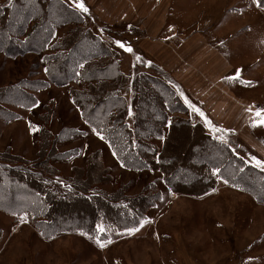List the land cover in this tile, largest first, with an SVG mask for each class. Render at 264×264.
Returning a JSON list of instances; mask_svg holds the SVG:
<instances>
[{
	"label": "trees",
	"instance_id": "16d2710c",
	"mask_svg": "<svg viewBox=\"0 0 264 264\" xmlns=\"http://www.w3.org/2000/svg\"><path fill=\"white\" fill-rule=\"evenodd\" d=\"M259 7L264 9V0ZM67 23L74 25L53 40L56 29ZM48 47L52 51L43 55L47 79L0 85V116L9 113L4 104L15 103L18 94L30 107L36 103L31 90L75 81L78 87L69 88L72 102L122 166L159 171L174 193L203 196L223 180L264 202V171L204 124L184 116L187 107L163 69L149 63L153 73H124L118 51L66 0L0 1V53L15 57ZM125 92H130L129 100ZM54 109L50 100L38 115L41 125L32 160L10 148L0 152V211L24 216L45 237L78 232L103 241L138 228L160 199V190L153 182L135 195L128 194L129 182L117 181L111 191L98 187L113 178L100 149L87 154L84 167L74 165L64 183H56L53 177L60 172L52 160L77 152L60 151L56 144L78 131L62 128L53 133L47 124ZM16 116L9 113V118ZM173 132L178 143L170 142Z\"/></svg>",
	"mask_w": 264,
	"mask_h": 264
},
{
	"label": "rangeland",
	"instance_id": "374dc122",
	"mask_svg": "<svg viewBox=\"0 0 264 264\" xmlns=\"http://www.w3.org/2000/svg\"><path fill=\"white\" fill-rule=\"evenodd\" d=\"M66 1L75 6L76 3L83 4L82 0ZM247 1L251 0L241 1L247 10L242 18L248 24L249 37L256 42L255 51L264 54V9L255 3V11ZM84 7L87 9L85 5ZM82 12L84 23L94 32L102 33L94 25L89 10ZM73 25L67 23L59 26L53 40L66 33ZM51 51L48 47L38 54L30 52L15 57L0 53V85L23 79H47L43 55ZM234 63L236 64L235 61ZM259 66L258 62L256 71L244 69L246 67H240V70L236 66V75L254 80L251 86L236 89L237 95L247 96L250 101L256 100V97L264 100V64ZM184 82L187 83V86L182 84L185 92H190L189 86L195 88L192 86L195 84L194 80L184 79ZM72 86L78 87L75 81H71L63 86L49 83L47 87L31 90L36 103L30 107L23 105L19 94L14 97L15 103H5L10 115L16 113L17 116L9 118V113L5 112L0 116V152L12 146L21 154L28 155L30 148H34L33 139L37 138V131L32 132L30 126L38 128L41 125L38 115L43 105L54 100L55 109L47 124L48 128L53 133L62 128L78 131L68 139L59 141L56 144L58 150L60 144L70 141L72 137L73 140L65 148L79 151L78 157L99 147L105 153L107 163L104 159L103 161L110 168L113 178L101 182L98 187L111 191L117 181L129 182L128 194L135 195L145 185L153 182L160 190V199L148 210L145 220L138 228L116 232L103 241L78 232H63L45 237L29 223L19 224L17 229H12L11 225L17 222V218L0 214V264H264L263 201L223 180H218L217 187L203 196L178 194L167 188L159 171L132 170L122 166L107 142L82 119L69 96V88ZM127 93L131 96L130 92ZM201 115L209 131L228 141L233 151L246 162L264 171V127L261 131L256 129L252 134L259 143L255 142L253 147L242 140H246L248 134L240 139L228 130L214 128L216 123L205 112H201ZM175 132L171 137L172 143H178L179 140L178 133ZM186 135L189 136L190 132ZM257 161L260 162L259 165ZM55 165H62L61 171L68 173L67 162H55ZM61 171L53 177L57 184L64 183L73 173L72 168L70 176ZM101 244L104 246L101 247Z\"/></svg>",
	"mask_w": 264,
	"mask_h": 264
},
{
	"label": "crops",
	"instance_id": "0c3cea01",
	"mask_svg": "<svg viewBox=\"0 0 264 264\" xmlns=\"http://www.w3.org/2000/svg\"><path fill=\"white\" fill-rule=\"evenodd\" d=\"M241 1L244 0H82L94 25L103 34L97 33L118 51L124 73H153L149 63L157 65L169 76L186 105L184 116L201 122L209 131L201 115L205 112L216 123L214 128L228 130L240 139L248 134L246 140H242L254 147L256 141L252 134L264 127L261 122L264 121V100L256 97L250 101L247 96L237 95L236 89L251 86L254 80L239 77L234 71L236 66L242 70L240 67L247 65L244 69L256 71L258 62L259 67L264 64V54L255 51L256 42L249 37L248 24L242 18L247 10ZM247 3L257 11L254 0ZM121 44L124 47H120ZM184 79L195 82L192 85L195 88L189 86V93L182 86H187ZM124 94L129 100L131 96L127 92ZM257 111L261 112L260 116L256 115ZM130 118L131 115L128 116L129 123ZM35 139L34 148H30L28 155L10 146L12 153L32 160L36 153ZM71 140L60 144L59 150L70 149L65 145ZM95 149L105 155L101 148ZM78 154L79 151L51 163L61 171L62 165L58 167L55 162H67L68 173L61 172L70 176L73 165H84L86 155L78 157ZM0 214L17 218L12 229H17L19 224H28L22 215H8L2 211ZM139 230L141 228L135 232Z\"/></svg>",
	"mask_w": 264,
	"mask_h": 264
},
{
	"label": "snow or ice",
	"instance_id": "6c2138e0",
	"mask_svg": "<svg viewBox=\"0 0 264 264\" xmlns=\"http://www.w3.org/2000/svg\"><path fill=\"white\" fill-rule=\"evenodd\" d=\"M254 2L257 3V6H261V0H254ZM76 7L79 8V9H81V10L84 11V12H87V9L84 7V5H83L82 3H76ZM117 43H119V42H117ZM120 47H124V45L121 44ZM125 50H126V51H131L130 48H126ZM137 59H139V58H137ZM256 115H257V116H260V115H261V112L257 111V112H256ZM261 122L264 123V121H261ZM30 127H31V131H32V132L39 131V129L36 128L35 126H30ZM101 139H103V137H101ZM259 163H260V162L257 161V164H258V165H259ZM101 231H103V229H101ZM97 243H100V241H97ZM100 246L103 247L104 245L101 244Z\"/></svg>",
	"mask_w": 264,
	"mask_h": 264
}]
</instances>
